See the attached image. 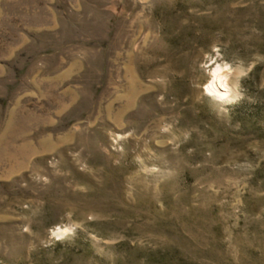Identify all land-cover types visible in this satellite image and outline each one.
Here are the masks:
<instances>
[{
    "label": "rangeland",
    "instance_id": "374dc122",
    "mask_svg": "<svg viewBox=\"0 0 264 264\" xmlns=\"http://www.w3.org/2000/svg\"><path fill=\"white\" fill-rule=\"evenodd\" d=\"M0 264H264V0H0Z\"/></svg>",
    "mask_w": 264,
    "mask_h": 264
},
{
    "label": "bare ground",
    "instance_id": "6f19581e",
    "mask_svg": "<svg viewBox=\"0 0 264 264\" xmlns=\"http://www.w3.org/2000/svg\"><path fill=\"white\" fill-rule=\"evenodd\" d=\"M215 80L217 82L218 87L214 86V82H211L210 83L211 90L213 91H217V90L226 91L227 90L226 80L224 79V76L222 73H216Z\"/></svg>",
    "mask_w": 264,
    "mask_h": 264
}]
</instances>
